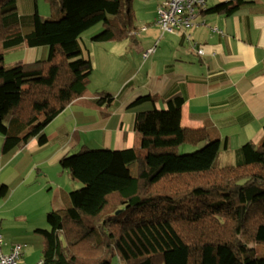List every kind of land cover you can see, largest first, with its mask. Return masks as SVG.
<instances>
[{
	"label": "trees",
	"instance_id": "trees-1",
	"mask_svg": "<svg viewBox=\"0 0 264 264\" xmlns=\"http://www.w3.org/2000/svg\"><path fill=\"white\" fill-rule=\"evenodd\" d=\"M18 1L0 0L2 154L32 139L44 146L45 128L86 93L93 66L82 57L85 31L101 25L94 43L143 31L134 0H45L57 13L44 19L35 2L31 15H19ZM243 4L223 1L207 11L230 16ZM22 45L46 47L47 56L6 68V53ZM146 102L155 98L140 96L131 107ZM90 103L110 107L114 97L100 92ZM181 106L176 96L164 110L138 111L132 148L82 147L61 157L60 168L82 186L46 214L37 264H264L254 249L264 247V126L259 144L230 152L227 139L182 127ZM183 145L199 148L179 154ZM7 191L0 187V200Z\"/></svg>",
	"mask_w": 264,
	"mask_h": 264
},
{
	"label": "crops",
	"instance_id": "crops-1",
	"mask_svg": "<svg viewBox=\"0 0 264 264\" xmlns=\"http://www.w3.org/2000/svg\"><path fill=\"white\" fill-rule=\"evenodd\" d=\"M163 1L149 0L153 4L151 22L141 26L143 31L129 38L133 44H125L127 48H121L111 62L109 69L116 71L117 77L119 73L124 74L123 77H116L113 86L107 88L105 81L102 85H93L91 74L86 93L45 128L47 143L44 146H39L32 139L2 154L0 140V173L5 174L0 178V187L6 185L8 190L5 198L0 200V236L3 240L0 254H8L16 244L27 246L26 241L37 240V236H41L38 230L45 229L32 225L30 230L25 228L17 236L13 235L16 228H22V219L26 215L42 209L48 213L54 207L53 196L45 191L41 179L24 190L23 184L31 183L34 171H39L41 164L59 163L61 157L76 148L91 149L87 145L94 139L100 138L103 143L101 147H104L101 149L117 151L136 146L139 137L133 131V120L138 111L152 108L164 110L167 101L177 96L182 99V127L205 128L211 138L220 141L227 139L230 152L247 142L257 145L262 140L264 0H242L245 4L230 16L207 11L218 2L230 0H207L205 9L197 14L194 27L173 34L162 33L155 25L157 9ZM34 2L36 0H19L17 6L31 15ZM139 2L142 4L144 1H133L132 6ZM214 29L221 31L222 35ZM19 47L28 49L24 45ZM81 48L82 57L93 61L84 53L88 50L82 43ZM36 49L39 54L46 53L47 56L46 47ZM199 49L203 51L202 54L197 53ZM148 50L153 52L147 58L143 57ZM94 86H99L97 90L100 92L112 95L114 104L109 107L90 103L99 94L89 89ZM144 95L154 97V105L146 102L131 107L134 100ZM73 108L77 109L76 112H72ZM58 122L63 124L57 125ZM68 123H72V134L67 131ZM223 152L221 150L220 154L230 160L229 156H225L227 152ZM72 184L77 185L76 182ZM17 218L20 220L14 224ZM25 258L23 255L20 264L26 263Z\"/></svg>",
	"mask_w": 264,
	"mask_h": 264
},
{
	"label": "rangeland",
	"instance_id": "rangeland-1",
	"mask_svg": "<svg viewBox=\"0 0 264 264\" xmlns=\"http://www.w3.org/2000/svg\"><path fill=\"white\" fill-rule=\"evenodd\" d=\"M136 1L138 2V0H134V2H136ZM143 1L144 2L142 4H141V2H139V3H135V5L133 6V12L135 15V19H134L135 25L137 23V25L139 26L137 28H142L141 26H144L147 22H151L150 21V18H151L150 12L152 10L151 7L153 4H150L149 0H143ZM145 1H147V2H145ZM144 3H146V4H144ZM206 3H207V1H206ZM36 9H37L39 15L41 16V18H43V19L51 16L52 14L57 13L56 10L50 9L48 3L45 0H36ZM18 13L20 15L30 14L28 11L22 9L21 6L18 9ZM147 20H149V21H147ZM101 30H102V27L100 24H98V25L90 28L89 30L85 31L81 36L82 41L80 40V43L84 44L86 49L88 50V51H85L84 53L88 54L91 58H93V61H91L92 66H93V71H92V75L90 77L92 84L93 85H102V83L105 81L104 86L107 88H111L113 86V83L116 82L115 80L117 77L116 76L117 72L111 71L109 69L111 66V62H113L116 59L117 54H119L121 52L120 51L121 48H123L124 50L127 48L125 46V44H127L131 40H129V38H127V39H124L123 41H120V42H106V43H94V42H92L91 37L96 35V34H99V32ZM130 43L133 44V42H130ZM124 55H125V52H124ZM45 56H46V53H44L43 55L41 53L39 54L38 49H36V48L23 49V48L19 47L15 50H11V51L7 52L5 57H4L3 63H4V66L6 68H10V67H14V66H18V65L27 63V62H33L35 60H39ZM103 58H106L107 60L103 61ZM146 58H144V59H146ZM106 61H108L109 63H105ZM134 61L137 62L136 57H134ZM95 62H96V65H95ZM103 68H105L106 70ZM103 70H105V71H103ZM123 75L121 73H119L118 74L119 79L121 77H123ZM105 76H108V77H105ZM97 88H99V86H94L92 88L89 87L90 90L92 89L96 93H100V91L97 90ZM106 92H108V91H106ZM76 110L77 109L73 108L72 112H76ZM149 110H151V109H149ZM86 113L90 114L89 111H86ZM67 122H69V121H67ZM60 123L61 122H58L57 125L63 124V123H61V124ZM71 124L72 123L67 124V126H68L67 131L70 134L73 133V129H72ZM0 140L2 141L1 135H0ZM35 141H36V139H35ZM87 146H89V148H91V149H93V148H99V149L104 148V147H101V146H103V143L100 141V138L98 140L97 139L92 140L90 143H88ZM197 148H199V147H193L190 145H183L179 148V154H189V153H192L193 151H195ZM75 152H77V148L74 149V151L70 154H74ZM27 153L29 154L28 150H27ZM220 159H221V156H219L217 162L220 163ZM217 162L214 164V166H216V167L220 166L219 163H217ZM24 169H25V171L27 170L26 168H24ZM25 171H24V178L26 176ZM3 173L4 172L0 173V178L5 177L4 176L5 174H3ZM40 179H41V184L45 188V191H48V193L51 194V196H53L52 201L54 202V207L49 209V211H51L52 209L56 210L58 208V206H59L58 201H59L61 194H63V193L68 194L69 192L76 190L82 186L78 182H76L77 183L76 186H73V184H72L73 180H71L69 173L67 171H63L60 168L59 163H52V164L51 163H45V164L40 165L39 171H34V173L32 174V177H31V183L30 184H28L27 182H25L23 184L24 190L33 186L32 184H35V182H37ZM46 214H47L46 209H42L41 211H36L34 213L26 215L23 219L21 218L22 219V224H21L22 228L21 227L16 228V231L14 232L13 235L17 236L18 232L20 230L25 229V228H28V230H30L29 228L32 225L41 226L40 228L46 229L47 228ZM16 220H17V222H15L14 224L18 223L20 219L17 218ZM37 237H38L37 240H32V241H28V242L26 241L27 246H26L24 253H23V255L26 256V258H25L26 263L25 264H37L40 260L41 250H42V246H43V237L40 235H38ZM20 242L24 243V241H20ZM254 249H255V255L256 256L264 257V247L255 246ZM112 264H120V262H118L116 259H114V260H112Z\"/></svg>",
	"mask_w": 264,
	"mask_h": 264
},
{
	"label": "built area",
	"instance_id": "built-area-1",
	"mask_svg": "<svg viewBox=\"0 0 264 264\" xmlns=\"http://www.w3.org/2000/svg\"><path fill=\"white\" fill-rule=\"evenodd\" d=\"M206 1L207 0H165L157 9L155 25L162 33L173 34L186 31L194 27L197 14L205 8ZM214 30L222 35L221 31ZM152 52L153 50L146 51L143 57H147ZM197 53L202 54L203 51L199 49ZM2 242V236H0V247ZM25 247V245L16 244L12 246L8 254H0V264H20Z\"/></svg>",
	"mask_w": 264,
	"mask_h": 264
}]
</instances>
